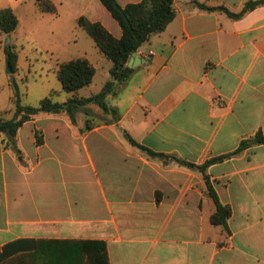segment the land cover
I'll return each instance as SVG.
<instances>
[{
  "label": "crops",
  "instance_id": "crops-1",
  "mask_svg": "<svg viewBox=\"0 0 264 264\" xmlns=\"http://www.w3.org/2000/svg\"><path fill=\"white\" fill-rule=\"evenodd\" d=\"M52 1L54 14L36 0H0L19 19L10 34L16 72L30 60L26 43L42 44L40 32L50 26L52 41L42 46L57 57L56 76L61 63L87 58L96 71L79 95L98 93L112 62L77 20L101 22L117 38L121 26L100 0ZM197 1L239 13L250 0H174L173 21L137 51L131 78L108 97L118 118L98 120L105 114L90 104L91 129L81 111L76 124L66 114L26 121L17 149L0 134V253L31 248L39 238L88 239L106 243L110 264H264V145L207 168L231 207L226 230L211 222L216 205L202 172L150 157L125 136L201 165L264 130V2L232 18ZM60 87L49 95L59 100ZM12 115L13 105L0 113Z\"/></svg>",
  "mask_w": 264,
  "mask_h": 264
},
{
  "label": "trees",
  "instance_id": "trees-1",
  "mask_svg": "<svg viewBox=\"0 0 264 264\" xmlns=\"http://www.w3.org/2000/svg\"><path fill=\"white\" fill-rule=\"evenodd\" d=\"M39 9L46 13H56L57 6L52 0H36ZM117 20L122 29V36L115 37L101 22L90 21L85 16H80L78 25L93 38L100 51L112 62L110 69L111 79L103 88L88 97L80 96L79 90L90 85L95 75V67L87 58H77L61 63L58 69V78L63 90L71 96L59 101L54 95H48L40 100L38 105H29L23 102L22 93L14 77L10 80L13 90V115L10 118L0 116V134H4L5 146L16 147V138L20 127L40 114H66L73 124L77 123V115L83 111L87 116L86 129H91L93 111L88 107L96 104L105 115L110 114L118 118V111L111 106L108 97L115 95L119 87L131 78L134 67L128 63L135 51L148 43L151 38L163 32L176 16L174 0H141L139 2L121 5L118 0H100ZM264 0H250L239 13L230 11L225 6H210L199 1L197 7L208 11H225L232 18H240L249 10L262 4ZM19 19L9 7L0 8V36H8L17 28ZM5 52L9 58L13 73L17 71L18 53L15 44L7 43ZM37 131V143H42ZM129 142L150 157L172 159L179 165L198 169L205 179L207 192L213 198L216 210L211 215L214 225H221L228 230V220L232 211L229 205L223 204L210 182L207 168L217 162L238 155L243 150L264 145V130L259 129L254 135L243 139L238 148L232 152L208 159L205 163L197 165L188 162L177 155L158 153L140 144L125 131ZM4 250L0 253V264H110L107 245L101 240L88 239H51L39 238L31 248L22 251L14 249L10 253Z\"/></svg>",
  "mask_w": 264,
  "mask_h": 264
},
{
  "label": "rangeland",
  "instance_id": "rangeland-1",
  "mask_svg": "<svg viewBox=\"0 0 264 264\" xmlns=\"http://www.w3.org/2000/svg\"><path fill=\"white\" fill-rule=\"evenodd\" d=\"M50 31V26L41 30L39 39L43 45L52 41ZM62 33L63 32H60V35H65ZM7 38L8 36L5 35L0 36V43L2 44V46H0V113L13 105L8 95V82L10 83L12 77H14L19 84L23 102L29 105H38L41 99L49 95L50 89L55 88L57 84H61L55 73L58 63L56 55L52 52L50 47V50H47L42 44L37 43L39 46H36L35 42L32 40L26 43L25 51L30 58L26 63V67L20 70L19 73L8 74L7 57H4V48L7 43H12V39L11 42H8ZM59 90L61 93L57 99L60 101L66 100L68 93L62 90V87H60ZM125 98H129V96L125 95ZM112 99H110V101H112ZM96 117L98 120L110 118L103 114H96Z\"/></svg>",
  "mask_w": 264,
  "mask_h": 264
},
{
  "label": "water",
  "instance_id": "water-1",
  "mask_svg": "<svg viewBox=\"0 0 264 264\" xmlns=\"http://www.w3.org/2000/svg\"><path fill=\"white\" fill-rule=\"evenodd\" d=\"M7 40H8V42H11V36H10V35H8ZM140 59H141V58L138 56L137 51H135V52L133 53V55H132V57H131V59H130L128 65H129V66H132V67H133V66H137V64L139 63ZM7 73H8V74H12V73H13V69H12L11 66H10V61H9L8 56H7Z\"/></svg>",
  "mask_w": 264,
  "mask_h": 264
}]
</instances>
